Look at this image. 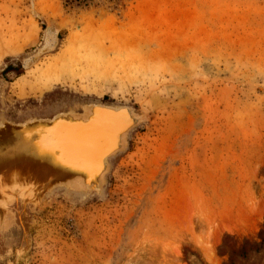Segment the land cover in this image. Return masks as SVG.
Segmentation results:
<instances>
[{
	"label": "rangeland",
	"instance_id": "374dc122",
	"mask_svg": "<svg viewBox=\"0 0 264 264\" xmlns=\"http://www.w3.org/2000/svg\"><path fill=\"white\" fill-rule=\"evenodd\" d=\"M89 104L140 120L99 191L5 200L0 264H264V0H0V121Z\"/></svg>",
	"mask_w": 264,
	"mask_h": 264
},
{
	"label": "bare ground",
	"instance_id": "6f19581e",
	"mask_svg": "<svg viewBox=\"0 0 264 264\" xmlns=\"http://www.w3.org/2000/svg\"><path fill=\"white\" fill-rule=\"evenodd\" d=\"M100 106V104H89L81 107L84 113L80 117L82 119L65 116L67 112H60L51 118H29L30 120L25 119L26 121L23 120L22 123L3 119L0 121V216L3 217L5 202L10 196H15L17 191L18 195L22 193L23 196H20L26 200L37 202L56 186H64L72 191L100 190L104 181L102 176L109 167L107 158L124 149L126 133L140 120L129 108L125 107L127 110L116 112L118 107L99 108ZM108 109L113 110L112 113ZM68 112L71 113L73 110ZM88 117L86 121L88 123H80L83 118ZM111 117L126 121L130 125L120 131L114 130L115 127L106 122ZM58 129L63 131L62 141L51 142ZM68 139L76 141L84 139L89 143L92 141L94 144L92 146L97 147L98 153L103 148L107 151L113 145L116 149L95 157L94 164L89 168L86 166L84 155L77 157L78 145L74 146L68 142Z\"/></svg>",
	"mask_w": 264,
	"mask_h": 264
},
{
	"label": "water",
	"instance_id": "95a60500",
	"mask_svg": "<svg viewBox=\"0 0 264 264\" xmlns=\"http://www.w3.org/2000/svg\"><path fill=\"white\" fill-rule=\"evenodd\" d=\"M102 107H113V106H107V105H101L99 108H102ZM127 108V107H126ZM125 107L123 106H118V108L116 109V112H120V111H124V109H126ZM105 109V108H103ZM111 113L113 110L111 109H108ZM127 110V109H126ZM84 113L82 111H73V112H67L65 116H76L78 117L77 119H79ZM112 116V115H111ZM82 119V118H80ZM89 119V117L87 119H84L82 121H80V123L84 124V123H88L86 122L87 120ZM68 121V120H67ZM106 122L108 123V125H111L112 127H115L114 130H117L120 131L122 128H124L125 126H128L130 125V123H127L126 121H119V120H116L114 119L113 117L109 118L108 120H106ZM14 125V124H13ZM58 132H56L53 137H52V141H57V140H61V136H62V132L61 130H57ZM19 140V139H18ZM62 141V140H61ZM21 141L19 140L18 143H20ZM68 142L72 143L74 146H77L78 147L76 148L77 150H79V154L77 155L78 156H82L84 155V157H86V166L87 167H91L93 164H94V159L95 157L97 158L98 156H101V155H104V154H108L110 152H112L114 149H116V146L113 145L110 149H108L107 151H104V148L98 153V149L96 146H92L94 145L91 141V143L88 142V140H84L82 139L81 141H76V140H70L68 139ZM87 145H86V144Z\"/></svg>",
	"mask_w": 264,
	"mask_h": 264
}]
</instances>
